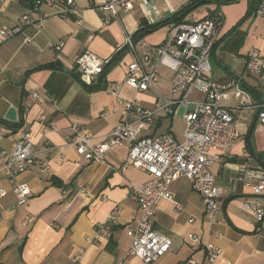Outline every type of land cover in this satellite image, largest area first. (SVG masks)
<instances>
[{
  "label": "crops",
  "instance_id": "crops-1",
  "mask_svg": "<svg viewBox=\"0 0 264 264\" xmlns=\"http://www.w3.org/2000/svg\"><path fill=\"white\" fill-rule=\"evenodd\" d=\"M188 1L152 0L150 7L134 3L120 10V19L104 22V13L99 9L104 0H74L82 20L78 23V16L63 11L59 0H0V28L18 23L34 5L38 6L36 15L45 16L42 26L25 25L21 32L0 43V188L7 191L0 197V264H76V260L78 264H145L127 254L131 243L126 229L139 215L131 186L141 184L150 175L127 164V145L113 146L102 162H90L64 136L75 122L94 141L105 139L121 121L117 98L109 84H116L120 96H137L142 106L153 108L156 96L171 97L170 71L161 66V80L153 90L136 92L123 80L132 59L126 47L117 62L107 68L105 87L90 90L78 78L76 58L84 49L103 58L111 57L125 47L126 33L136 34L141 20L149 24L169 20ZM206 8L197 19H190L187 13L182 21H198L211 7ZM174 23L165 22L134 41L146 70L152 69L155 47L169 37ZM221 29L217 39L229 30ZM252 31L254 25L243 21L221 39L214 55L223 70L215 80L233 82L231 90L237 88L249 96V103H258L263 84L245 70L242 62L248 49H264V36H254ZM56 43L60 44L57 50ZM226 49L234 52L236 67L221 63L217 51L224 54ZM49 63L54 66L40 68ZM33 92L41 100L34 99ZM192 98L200 99L202 95L195 92ZM225 103L238 119L240 134L221 160L209 167L223 189L220 211L209 221L192 181L175 176L172 200H159L152 217L154 230L168 236L171 247L151 264H264V220L256 222L249 211L242 210V202L252 196V190L238 179L241 165L248 158L262 164L264 125L255 109L236 107L238 99L232 93ZM10 107L16 109L14 120L5 117ZM186 110L176 106L172 113L157 114L144 133L170 131L181 141ZM42 115L44 121L39 119ZM179 119L183 125L177 130ZM19 121L30 129L35 157L45 167L31 166L10 182L1 166L3 155L14 148ZM45 126L49 128L45 130ZM15 183L29 186L30 193L24 200L14 193ZM114 208L120 210L118 222L111 225L107 237L96 227L106 222ZM189 233L198 241H192ZM206 243L221 249L213 262L206 259Z\"/></svg>",
  "mask_w": 264,
  "mask_h": 264
},
{
  "label": "built area",
  "instance_id": "built-area-1",
  "mask_svg": "<svg viewBox=\"0 0 264 264\" xmlns=\"http://www.w3.org/2000/svg\"><path fill=\"white\" fill-rule=\"evenodd\" d=\"M59 2L63 5V11L75 13L78 16L77 22H82L74 0ZM134 3L150 7L152 0H104L99 5V9L104 13L103 21L120 19V10L127 9ZM37 9L38 6L34 5L21 15L18 23L1 27L0 43L21 32L25 25L42 26L45 16H37ZM254 13L264 17V0H259ZM220 27L221 23L216 15L174 26L169 37L155 47L151 70H146L142 65L132 35L126 33L124 45L131 52L132 59L127 64L124 82L136 92L152 91L161 80L159 68L163 66L170 71L171 97L156 96L155 106L146 108L137 96L131 99L120 96L116 92V84L111 82L108 88L116 95L121 111V121L118 125L106 134L105 139L99 141H94L92 135L75 122L70 125V132L64 136L67 142L74 145L76 152L90 162H102L113 146L127 145V164L143 169L150 175L149 179L141 184L131 186V193L138 203L139 215L126 229L131 243L127 254L139 258L145 264L157 261L170 250L171 239L154 230L152 217L159 200H172L171 183L175 176L192 181L194 190L203 202L204 216L209 221L220 211L219 203L223 189L216 183L209 167L221 160L240 134L238 119L225 103L230 94L238 99L236 107L247 106L255 109L260 123L264 125V49H248L242 59L245 70L256 75L263 84L261 101L249 103V96L245 92L237 88L231 90L233 82L219 83L211 77L209 58ZM55 48H60V44L56 43ZM109 61L110 57L103 58L84 49L76 58L80 81L86 85L96 83ZM195 92L200 93L202 98H192ZM31 96L41 100L37 92H33ZM176 106L187 108L183 114L185 126L181 141L170 131L157 135L144 133L157 114L172 113ZM39 119L44 121L46 118L42 115ZM48 128L49 126L44 127L45 130ZM36 165L45 167V163L35 157L30 129L22 124L17 130L13 150L3 155L1 169L9 181L14 182L19 173ZM238 179L252 190V196L242 202V210L249 211L254 221L262 222L264 158L261 165L248 158L241 165ZM13 191L21 200L30 193L26 183H15ZM6 192V189L0 188V197ZM119 213L120 210L114 208L107 216L106 222L96 227V231L110 236L111 225L118 222ZM188 237L192 241H198L192 233H189ZM205 250L208 262L215 261L221 255V249L212 243H206ZM76 261L78 264V260Z\"/></svg>",
  "mask_w": 264,
  "mask_h": 264
},
{
  "label": "rangeland",
  "instance_id": "rangeland-1",
  "mask_svg": "<svg viewBox=\"0 0 264 264\" xmlns=\"http://www.w3.org/2000/svg\"><path fill=\"white\" fill-rule=\"evenodd\" d=\"M247 2L248 0H238L221 4H217L215 1H212L210 4L204 3L198 5L194 9L192 8V10L189 12V18L192 20L197 19L200 15L207 11L208 8L206 7L207 5H209L211 7L209 9H217V11L221 14L223 18V22L221 24V31H225L231 29L237 23L240 17L245 14L247 9ZM243 21L248 22V24L252 23L254 25V31H252V33H254V36H264V17L259 16L253 12L249 16L245 17ZM217 54L222 57V64L225 63L227 65H232L235 67L237 66L234 52L230 49H226L224 54H222L221 51L218 50ZM209 61L211 65V77L215 79L217 73L221 72L223 69L222 66L213 57V55L210 56ZM182 125L183 122L180 119L175 123L177 130L182 129Z\"/></svg>",
  "mask_w": 264,
  "mask_h": 264
},
{
  "label": "trees",
  "instance_id": "trees-1",
  "mask_svg": "<svg viewBox=\"0 0 264 264\" xmlns=\"http://www.w3.org/2000/svg\"><path fill=\"white\" fill-rule=\"evenodd\" d=\"M212 1H215L217 4H221V3H228V2H232V1H238V0H189L185 5H183L181 8H179L177 11H175L172 16L168 19L156 22L154 24H149L147 23L145 20H141L140 27L137 30L135 35H132V39L133 41H135L138 37H141L142 35H144L145 33L154 30L155 28L165 24V22H170V21H175L176 23H174V26L178 25L179 23H182V18L184 15H186L187 13H189L192 8L194 9L195 7H197L198 5L201 4H210ZM259 0H248L247 2V9L244 15H242V17H240V19L237 21V23L231 28L229 29L227 32H225L220 38H218L213 47L211 48V53L210 56L213 55V57L215 58V50L217 49L221 39L230 31L235 30L244 20L245 17L249 16L250 14H252L257 5H258ZM211 15H216L218 20L220 21V23L222 24V16L221 14L217 11V9H209L208 13L206 14V16H211ZM243 39V32L240 33V37L237 38V41L240 43V41ZM126 46L117 50L111 57H110V61L105 65L103 72L101 73L99 80L94 83V84H90V85H86L88 89L90 90H100L103 89L105 87V75L107 72V68L112 65L115 64L117 62V60L121 57V55L123 54V52L125 51ZM218 62V60H217ZM56 65V64H55ZM54 66V63H49V64H44L42 66H40V68H46V67H52ZM79 78V76H78ZM256 116H257V112H256ZM21 125V121L18 122L17 127H19ZM250 130H248L249 132Z\"/></svg>",
  "mask_w": 264,
  "mask_h": 264
},
{
  "label": "water",
  "instance_id": "water-1",
  "mask_svg": "<svg viewBox=\"0 0 264 264\" xmlns=\"http://www.w3.org/2000/svg\"><path fill=\"white\" fill-rule=\"evenodd\" d=\"M5 117L10 120H14L16 118V109L14 107H10L5 114Z\"/></svg>",
  "mask_w": 264,
  "mask_h": 264
}]
</instances>
